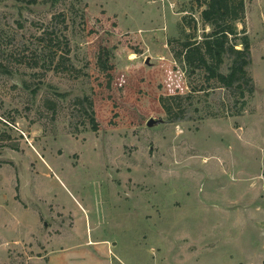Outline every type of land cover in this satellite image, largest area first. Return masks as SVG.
Masks as SVG:
<instances>
[{"label": "rangeland", "instance_id": "obj_1", "mask_svg": "<svg viewBox=\"0 0 264 264\" xmlns=\"http://www.w3.org/2000/svg\"><path fill=\"white\" fill-rule=\"evenodd\" d=\"M246 7L244 105L175 62L211 31L193 0H0V264L75 225L113 264H264V0Z\"/></svg>", "mask_w": 264, "mask_h": 264}, {"label": "trees", "instance_id": "obj_2", "mask_svg": "<svg viewBox=\"0 0 264 264\" xmlns=\"http://www.w3.org/2000/svg\"><path fill=\"white\" fill-rule=\"evenodd\" d=\"M9 1V0H1ZM29 6L39 4V0H16ZM200 10L201 19L205 29L202 36L192 33H185L184 40L181 41V49L174 51L176 64L197 74L199 71L205 73L208 82L217 81L223 88L228 90H239L244 105L247 98H251L255 93V82L248 69L252 65V44L247 30H239L238 24H244L247 15L246 0H193ZM184 22L188 28L197 31V23L193 20ZM51 39L47 35L42 38L44 42ZM52 40V39H51ZM67 41V38H65ZM69 48V43H67ZM108 89H111L114 76L111 73L106 75ZM193 92V91H192ZM192 92L186 97H179L181 101L185 99L190 102ZM171 99H161L164 112L168 116L170 123L181 120L183 115H175L170 104ZM87 102L93 108L91 100L87 97L80 101L83 106ZM184 113V112H183ZM92 129L98 132L100 126L95 117H91Z\"/></svg>", "mask_w": 264, "mask_h": 264}, {"label": "crops", "instance_id": "obj_3", "mask_svg": "<svg viewBox=\"0 0 264 264\" xmlns=\"http://www.w3.org/2000/svg\"><path fill=\"white\" fill-rule=\"evenodd\" d=\"M73 241V243H70ZM109 238L77 240V227L54 238H47L38 264H113L114 245Z\"/></svg>", "mask_w": 264, "mask_h": 264}, {"label": "water", "instance_id": "obj_4", "mask_svg": "<svg viewBox=\"0 0 264 264\" xmlns=\"http://www.w3.org/2000/svg\"><path fill=\"white\" fill-rule=\"evenodd\" d=\"M153 123H152V121L149 123V125H152Z\"/></svg>", "mask_w": 264, "mask_h": 264}]
</instances>
